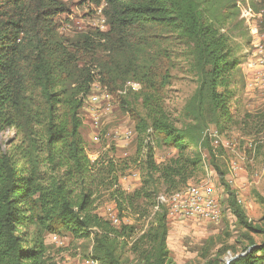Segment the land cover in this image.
<instances>
[{
  "label": "trees",
  "instance_id": "obj_1",
  "mask_svg": "<svg viewBox=\"0 0 264 264\" xmlns=\"http://www.w3.org/2000/svg\"><path fill=\"white\" fill-rule=\"evenodd\" d=\"M84 1L103 6L106 30L93 28L71 42L59 32L57 18L67 12L61 0H0V131H14L0 143V264H57L47 234L83 241L85 257L98 264H177L166 213L151 215V208L158 193L192 184L206 168L215 171L222 209L240 233L214 250L203 244L202 264H225L227 253L237 255L229 264H264V194L263 213L252 220L229 184L224 147L207 133L211 126L219 136L264 128V112L254 118L237 110L245 82L231 33L240 28L236 3L248 0ZM178 59L195 88L173 119L164 91ZM93 70L114 94L126 81L140 85L134 99L142 113L129 110L132 155H88L81 110ZM162 147L174 154L157 162ZM131 169L139 180L128 191L120 179ZM104 201L114 204L118 225L97 212ZM141 221L146 228L138 231Z\"/></svg>",
  "mask_w": 264,
  "mask_h": 264
},
{
  "label": "rangeland",
  "instance_id": "obj_2",
  "mask_svg": "<svg viewBox=\"0 0 264 264\" xmlns=\"http://www.w3.org/2000/svg\"><path fill=\"white\" fill-rule=\"evenodd\" d=\"M61 1L67 6V12L57 18V23L60 25L59 32L71 42H75L80 35L91 31L99 24L98 16L95 14L97 9L86 1ZM263 7V0H248L235 5L234 12L237 13V22L240 23V28L233 31L231 37L234 49L240 48L239 57L243 60L240 75L245 82L242 94H238L237 97V110L241 117L243 114L248 113L257 118L259 114L264 112V92L257 86L247 88L249 76L245 73L246 57L253 37L264 34ZM251 25H255L256 30H252ZM102 56L103 53L98 51L94 58L100 59ZM180 60L178 59L175 64L173 63L174 67L170 70L172 78L164 91L165 107L173 119L179 118L180 110L195 88L192 75L186 71L185 62ZM135 92L137 90L130 91L124 99L118 96L115 97L112 113L103 118V126L100 127L101 139L99 141L95 142L93 140V135L97 130L90 126L87 119H83L80 132L85 142V148L92 158L95 155L107 152V150H111V153L117 157L122 156L124 152L129 155L134 153V140L127 142L120 138L119 133L124 128L133 125L131 113L129 112L131 108L142 113L140 100L134 99ZM123 100L125 101L124 104H122ZM13 135V129L1 130L0 143L3 145ZM219 137L226 151L227 170L228 174L231 175L230 177L228 175L229 184L236 191L247 216L256 221L263 213V207L259 203L258 197L264 194V128L258 131L252 129L250 135L234 129L228 135ZM173 154L172 149L159 148L155 155L156 161H165ZM231 163L235 164V168L237 166L235 170L231 168ZM205 180L214 183L222 200L223 189L218 186L217 175L213 169L206 168L204 177L192 180L190 183L198 184ZM133 184L136 187L137 180H131L130 184L127 186L124 184L123 188L130 191L135 188ZM111 205V202L104 201L99 205L97 212L104 216L106 209ZM131 221L130 218L125 219L127 223H131ZM142 222L137 223L138 231L146 228V222ZM239 233L240 229L236 224L235 217L227 207L223 206L221 220L216 224L206 222L197 224L186 220L169 221L167 246L170 250V256L177 264H202L198 252L203 244L209 242L207 246L210 245L214 250L219 248L221 244H232ZM59 237L61 238V244L53 243L48 234L45 236L49 256L57 264H82L87 253L86 243H83V241L72 242L65 236ZM125 256L123 255V257ZM225 257L228 258L229 256L226 255ZM131 259L132 256L128 255V260Z\"/></svg>",
  "mask_w": 264,
  "mask_h": 264
},
{
  "label": "built area",
  "instance_id": "obj_3",
  "mask_svg": "<svg viewBox=\"0 0 264 264\" xmlns=\"http://www.w3.org/2000/svg\"><path fill=\"white\" fill-rule=\"evenodd\" d=\"M97 9L99 24L96 25L100 31L106 29L104 17L102 15L103 6L95 7ZM252 30H256L255 25H251ZM246 75L249 76V83L247 88L253 86L259 87L264 92V34L253 37L250 50L245 62ZM95 73V79L90 87V92L84 99V104L81 110V118L87 119L90 126L95 128L97 132L93 135L95 142L101 139L100 127L103 126V118L110 115L113 111L114 101L116 96H125L132 90H139L140 85L134 81H126L117 92H109L107 86L100 82V76ZM207 133L213 139L214 143L220 142L223 145L217 131L214 128H208ZM119 136L127 142L132 141L134 134V126L124 128ZM121 140V141H123ZM124 142V141H123ZM89 155V153H88ZM127 156L126 152L122 153ZM91 159H95L89 155ZM235 164L231 163V168L235 170ZM139 180V172L135 169L128 170L120 179L122 185L127 186L130 181ZM230 183V182H229ZM219 196V191L216 189L214 183L210 180L202 181L198 184H188L186 187L171 193H158L155 196L153 206L151 208V215L165 211L169 221H190L194 223H209L216 224L220 222L222 216V205ZM112 224L118 225L120 219L114 204L106 209L104 214ZM125 221V219H124ZM49 238L53 243L61 244V238L58 235L51 234ZM230 257L231 254L227 253ZM227 258H225L226 260ZM82 264H98L96 260L91 257H85Z\"/></svg>",
  "mask_w": 264,
  "mask_h": 264
},
{
  "label": "water",
  "instance_id": "obj_4",
  "mask_svg": "<svg viewBox=\"0 0 264 264\" xmlns=\"http://www.w3.org/2000/svg\"><path fill=\"white\" fill-rule=\"evenodd\" d=\"M240 255H243V254H240ZM235 257H237V255H236V256H230V257H228V258L225 260V264H229V262H230L231 260H233Z\"/></svg>",
  "mask_w": 264,
  "mask_h": 264
},
{
  "label": "crops",
  "instance_id": "obj_5",
  "mask_svg": "<svg viewBox=\"0 0 264 264\" xmlns=\"http://www.w3.org/2000/svg\"><path fill=\"white\" fill-rule=\"evenodd\" d=\"M96 156V155H95ZM134 185V184H133ZM132 186V185H131ZM134 187H135V185H134Z\"/></svg>",
  "mask_w": 264,
  "mask_h": 264
}]
</instances>
